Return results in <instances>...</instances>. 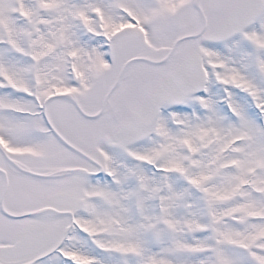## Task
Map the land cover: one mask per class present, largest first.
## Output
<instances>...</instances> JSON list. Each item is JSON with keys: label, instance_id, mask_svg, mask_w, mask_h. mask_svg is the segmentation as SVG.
Wrapping results in <instances>:
<instances>
[{"label": "snow or ice", "instance_id": "1", "mask_svg": "<svg viewBox=\"0 0 264 264\" xmlns=\"http://www.w3.org/2000/svg\"><path fill=\"white\" fill-rule=\"evenodd\" d=\"M0 264H264V0H0Z\"/></svg>", "mask_w": 264, "mask_h": 264}]
</instances>
